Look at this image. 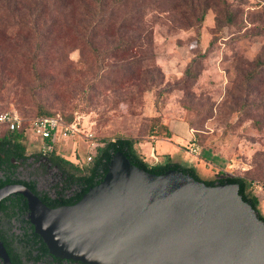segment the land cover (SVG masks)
I'll list each match as a JSON object with an SVG mask.
<instances>
[{
	"label": "rangeland",
	"instance_id": "1",
	"mask_svg": "<svg viewBox=\"0 0 264 264\" xmlns=\"http://www.w3.org/2000/svg\"><path fill=\"white\" fill-rule=\"evenodd\" d=\"M54 1L72 10L69 23L47 35L38 53L37 40L25 44L21 35L0 33V113L13 111L22 118L29 156L41 153L42 139L31 124L38 109L45 108L65 120L81 116L103 140L133 138L146 144L151 133L165 135L169 130L163 125L173 124L175 144H156L165 161L189 165L184 152L194 137L201 147L194 161L204 160L208 168L214 163L216 173L224 169L248 181H264V67L257 64L264 59V0H223L226 6L213 5L201 24L196 14L153 10L145 19L152 30L151 48L116 58L103 54L116 43L112 34L95 38L92 47L84 45L73 20L76 8L65 0L49 3ZM33 57L38 69L29 64ZM144 58L140 68L128 65ZM189 66L196 77L186 76ZM125 69L134 74L121 81ZM55 143L68 160L85 161L87 144L81 138ZM198 173L203 180L216 176ZM254 196L264 217V196L258 190Z\"/></svg>",
	"mask_w": 264,
	"mask_h": 264
},
{
	"label": "water",
	"instance_id": "2",
	"mask_svg": "<svg viewBox=\"0 0 264 264\" xmlns=\"http://www.w3.org/2000/svg\"><path fill=\"white\" fill-rule=\"evenodd\" d=\"M238 183L207 185L182 171L152 174L114 153L103 180L73 205L20 194L51 255L84 264H264V221ZM0 258L11 264L0 242Z\"/></svg>",
	"mask_w": 264,
	"mask_h": 264
},
{
	"label": "trees",
	"instance_id": "3",
	"mask_svg": "<svg viewBox=\"0 0 264 264\" xmlns=\"http://www.w3.org/2000/svg\"><path fill=\"white\" fill-rule=\"evenodd\" d=\"M50 0H0V33L10 38V35L23 36L25 44L28 40L35 39V53L42 49V42L46 41L47 35L52 34L57 26L62 22L69 23L68 15L72 13L60 9L55 1L52 4ZM59 1V0H57ZM70 2L76 8V16L73 18L77 32L81 35V41L84 45L92 47V41L99 36L112 34L115 44L103 54L106 56L114 55L116 57L130 56L131 54L141 52L151 48L149 39L152 30L146 27V18L148 12L156 10L159 13H168L169 11L178 10L194 17L195 21L202 23L206 12L213 8L216 3L226 6L223 0H65ZM73 2H75L73 4ZM78 9V11H77ZM152 10V11H150ZM228 11V9H227ZM227 20L232 22L233 15L228 11ZM62 18V20H61ZM72 20V22H73ZM72 22H70L72 24ZM146 41L145 43H143ZM98 52V51H97ZM144 59L134 61L128 65L142 67L146 62ZM148 60V59H146ZM37 59L33 57L29 59V64L34 69L37 67ZM194 63V62H193ZM257 64L264 67V59L259 60ZM134 74V71L125 69L121 76V81L126 79L128 75ZM197 72L191 66L186 70V76L196 77ZM123 79V80H122ZM255 79L254 74L248 78L249 82ZM45 108H39L37 118L53 116ZM75 118V117H74ZM74 118L67 120L72 122ZM165 130H169L163 125ZM154 130V129H153ZM0 172L2 165V155L10 157H23L27 153L24 143V127L19 131H13L6 125H0ZM171 133L159 135L155 131L149 135V138H170ZM107 141L105 147L98 149L92 163L88 166L74 163L59 153L57 143H52L51 150L46 152L49 154L60 167L61 176L60 183L62 189L57 198V205H73L77 203L88 190L99 184L106 175L110 161L114 153L122 152L132 164L152 174H162L170 169L182 171L189 174L196 180L204 181L207 185L221 183H238L240 185V195L243 199L251 204L257 211L258 216L264 221V217L258 210L259 200L252 195L248 189L250 181L243 177H232L222 171L217 172L213 180H203L194 167L186 166L181 163L168 161L164 164L158 163L150 165L136 151L135 146L140 142L133 138H117L115 141L104 139ZM48 143H51L48 141ZM11 153V154H10ZM10 178L9 176H6ZM5 186V182L0 178V188ZM66 191H71L72 196L66 197Z\"/></svg>",
	"mask_w": 264,
	"mask_h": 264
},
{
	"label": "flooded vegetation",
	"instance_id": "4",
	"mask_svg": "<svg viewBox=\"0 0 264 264\" xmlns=\"http://www.w3.org/2000/svg\"><path fill=\"white\" fill-rule=\"evenodd\" d=\"M1 163L0 178L5 186L22 184L49 208L60 207L57 198L62 189L61 171L49 154L41 150L36 155L26 153L18 158L9 156L8 159L2 155ZM20 173H27L28 177L24 179ZM65 193L67 198L72 196L71 191ZM29 214L27 200L20 194L10 195L0 202V242L11 264H84L51 255L43 239L35 233ZM0 264H4L1 258Z\"/></svg>",
	"mask_w": 264,
	"mask_h": 264
},
{
	"label": "built area",
	"instance_id": "5",
	"mask_svg": "<svg viewBox=\"0 0 264 264\" xmlns=\"http://www.w3.org/2000/svg\"><path fill=\"white\" fill-rule=\"evenodd\" d=\"M0 125H6L13 131H19L23 128V120L18 113L13 111H6L0 113ZM31 131L34 135L42 139V151L48 152L51 150L52 143H55L59 138L66 141H73L81 138L86 142V158L84 162L78 161L81 165H90L98 149L105 147L106 140L98 139L90 129L81 121V116H76L72 122L65 120L60 114H55L48 117L36 118L32 121ZM50 141L51 143H48ZM115 141V139H111ZM186 150L193 158H199L201 155V147L197 140L193 137ZM225 174L232 177L230 172ZM250 193L254 195L258 190L264 196V181H250Z\"/></svg>",
	"mask_w": 264,
	"mask_h": 264
},
{
	"label": "crops",
	"instance_id": "6",
	"mask_svg": "<svg viewBox=\"0 0 264 264\" xmlns=\"http://www.w3.org/2000/svg\"><path fill=\"white\" fill-rule=\"evenodd\" d=\"M168 128H169V132L171 133V137L170 138H150L148 140V143H138L136 145V151L144 158V160L149 163L150 165H153V164H158V163H161V164H164L170 160H167L165 161L163 159L162 156H160L159 154H157V147H156V144L159 142V141H166V142H171L172 144L174 143L173 142V137H175V135L177 134L175 129H174V126L173 124H168ZM192 138L189 137L188 139V143L189 141L191 140ZM187 141V140H186ZM175 144V143H174ZM145 145V146H144ZM184 155L186 156L187 158V162L189 163V165H186V166H190V167H194L196 169V171H205V172H209L211 171L212 173H215L216 174V171H214V169H216L215 167V164L213 163L212 166L213 167H206L204 165V160H201L202 162L201 163H198L196 161H194V159H200V158H193L191 155H189L188 151L186 150V152H184ZM165 161V162H164ZM154 162V163H153ZM195 162V163H194ZM175 163H181L183 165H185L184 161H176ZM210 163V162H209ZM211 164V163H210ZM219 169V168H217ZM222 172L224 171V169H220ZM225 173V172H224Z\"/></svg>",
	"mask_w": 264,
	"mask_h": 264
}]
</instances>
